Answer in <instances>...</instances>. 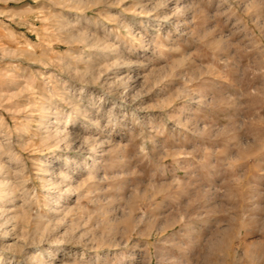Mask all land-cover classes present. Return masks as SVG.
<instances>
[{"label": "rangeland", "instance_id": "1", "mask_svg": "<svg viewBox=\"0 0 264 264\" xmlns=\"http://www.w3.org/2000/svg\"><path fill=\"white\" fill-rule=\"evenodd\" d=\"M1 178L0 264H264V0H0Z\"/></svg>", "mask_w": 264, "mask_h": 264}, {"label": "bare ground", "instance_id": "2", "mask_svg": "<svg viewBox=\"0 0 264 264\" xmlns=\"http://www.w3.org/2000/svg\"><path fill=\"white\" fill-rule=\"evenodd\" d=\"M41 111H42V110H41ZM45 122H46V121H45ZM44 131H45V130H44ZM56 133H57V132H56ZM56 133H55V134H56ZM44 134H45V133H44ZM48 135H49V134H48ZM57 138H58V136H57ZM44 139H45V138H44ZM3 167H4V166H3ZM2 170H3V169H2ZM2 170H1V171H2ZM11 175H12V174H11ZM1 180H2V181H0V191H2L3 189H5L6 186H7V183L4 184L5 181H3L2 178H1ZM5 180H6V179H5ZM9 180H10V179H9ZM8 183H11V182H8ZM8 185H9V184H8ZM11 186H12V185H11ZM17 187H18V186H17ZM7 189H9V188H7ZM7 189H6V190H7ZM16 189H17V188H16ZM14 197H15V196H14ZM10 201H11V199L8 200L9 203H7L5 206H10V205H12V202H10ZM14 202H15V201H14Z\"/></svg>", "mask_w": 264, "mask_h": 264}]
</instances>
